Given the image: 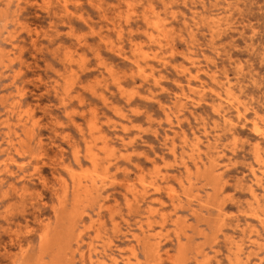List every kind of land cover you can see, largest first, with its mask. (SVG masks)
I'll return each instance as SVG.
<instances>
[{
    "label": "rangeland",
    "instance_id": "374dc122",
    "mask_svg": "<svg viewBox=\"0 0 264 264\" xmlns=\"http://www.w3.org/2000/svg\"><path fill=\"white\" fill-rule=\"evenodd\" d=\"M263 197L264 0H0V264H264Z\"/></svg>",
    "mask_w": 264,
    "mask_h": 264
},
{
    "label": "bare ground",
    "instance_id": "6f19581e",
    "mask_svg": "<svg viewBox=\"0 0 264 264\" xmlns=\"http://www.w3.org/2000/svg\"><path fill=\"white\" fill-rule=\"evenodd\" d=\"M138 50V49H137ZM137 52V51H136ZM261 129V128H260ZM257 133H259V131L256 129L255 130ZM52 134V133H51ZM104 142V141H103ZM97 161V160H96ZM126 170V169H125ZM208 177V176H207ZM78 182V181H77ZM94 182V181H93ZM208 183V182H207ZM92 184V183H91ZM80 185V184H79ZM81 185H82V183H81ZM74 186H76L77 187V185H74ZM84 186V185H83ZM90 186V185H89ZM92 186H90V188H91ZM191 188V187H190ZM83 189V188H82ZM81 189V190H82ZM89 189V188H88ZM80 190V191H81ZM84 190V189H83ZM82 190V191H83ZM85 190H86V186H85ZM76 191V190H75ZM78 191V190H77ZM93 190H91V192H92ZM213 191V190H212ZM83 192H85V191H83ZM89 192V191H88ZM87 194H90V193H87ZM89 196V195H88ZM212 196V195H211ZM264 198V197H263ZM65 209V208H64ZM63 220V219H62ZM205 220V219H204ZM263 224V223H262ZM264 225V224H263ZM185 227V226H184ZM70 228V227H69ZM66 231V230H65ZM146 234V233H145ZM185 234V233H184ZM45 237V236H44ZM44 237L43 238H41V240H43L44 239ZM58 238V237H57ZM64 238V237H63ZM59 239V238H58ZM189 239V238H188ZM63 242V241H62ZM142 242V241H141ZM43 244H44V242H42ZM141 244V243H140ZM143 245V244H142ZM91 246V245H90ZM91 251V250H90ZM101 254V253H100ZM104 255V254H103ZM109 255V254H108ZM159 255V254H158ZM107 256V255H106ZM158 257H160V256H158ZM171 258V257H170ZM44 259V258H43ZM46 260V259H45ZM111 261L113 262V264H118V262L116 261V259H111ZM131 264V263H130Z\"/></svg>",
    "mask_w": 264,
    "mask_h": 264
}]
</instances>
